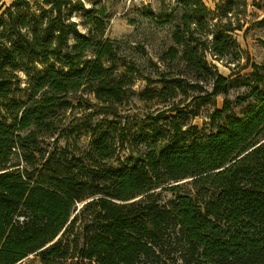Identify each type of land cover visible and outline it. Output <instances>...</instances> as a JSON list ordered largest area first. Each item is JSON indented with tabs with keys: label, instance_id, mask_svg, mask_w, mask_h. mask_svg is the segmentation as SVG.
<instances>
[{
	"label": "trees",
	"instance_id": "obj_1",
	"mask_svg": "<svg viewBox=\"0 0 264 264\" xmlns=\"http://www.w3.org/2000/svg\"><path fill=\"white\" fill-rule=\"evenodd\" d=\"M86 1L0 0V264L31 255L38 264H264V75L253 72L237 97L256 101L246 115L228 114L225 98L210 118L226 124L206 134L184 128L180 117L196 113L174 100L197 91L205 92L198 105H215L229 94L232 81L207 57L242 67L233 0L215 11L180 0L173 43L160 56L166 67L157 70L161 101L173 106L133 132L104 119L90 129L89 150H49L74 98L121 104L131 81L114 62L104 10ZM239 1L245 14L247 0ZM220 11L229 21H215ZM130 134L144 148L122 158ZM158 190L174 198L162 203Z\"/></svg>",
	"mask_w": 264,
	"mask_h": 264
},
{
	"label": "rangeland",
	"instance_id": "obj_2",
	"mask_svg": "<svg viewBox=\"0 0 264 264\" xmlns=\"http://www.w3.org/2000/svg\"><path fill=\"white\" fill-rule=\"evenodd\" d=\"M6 5L13 0H4ZM208 8L216 10V5L221 0H201ZM185 3V2H184ZM248 6L245 14L240 11V1L233 0L228 16L231 18L232 26L238 24L236 14L240 16L243 29L233 32L237 42L244 50L242 67H235L234 63H225L214 59L208 54V62L215 65L223 76L229 78L231 88L225 97H216V103L198 105L199 96L205 92L189 91L188 94L179 93L174 99L175 104L179 103L182 110L191 109L196 113H187L180 117L184 122V128L189 125L195 126L199 134H206L217 130L226 124V120L212 123L210 114L214 109H222L225 98L231 104V111L228 114L243 117L252 104L256 101L252 98L244 103H238L237 97L249 90L248 86L256 80L252 74L259 72L264 75V0H247ZM92 4L96 9L104 10L107 25L105 37L113 42L116 50L115 63L120 71H127L129 76V88L125 94L123 103H103L97 100L93 94L82 92L74 98V105L67 109L61 116L58 130L46 139L44 147L53 150L55 147H68L69 150H89L93 139L90 129L101 125L104 119L118 120L122 126L133 127L132 132L138 127L145 125L148 118H156L160 110L173 106L170 101L162 102V83L157 73L160 68L166 67L161 64L160 56L163 51L172 43V33L175 25L180 22L182 9L180 0H90L86 1L87 7ZM193 4L199 7V4ZM222 11L217 13L216 22L229 21L225 15L220 16ZM214 19V18H213ZM166 20V21H165ZM82 34H87L86 28L81 27ZM89 57L92 55L89 53ZM258 66V68L255 67ZM23 83L26 77L22 74ZM262 88L264 86H261ZM177 111H167L165 114L174 115ZM163 118V117H162ZM92 126V127H91ZM129 140L125 150H119L122 158L130 152L143 149L141 145L131 143ZM108 166L117 167V161L107 162ZM189 179L183 180L185 182ZM187 189L191 188L190 181L185 182ZM161 195V202L167 203L174 198V193L168 190H158ZM193 196L199 200L195 193ZM82 205V204H81ZM80 205V206H81ZM34 255L25 259L22 264H38ZM35 260V261H33Z\"/></svg>",
	"mask_w": 264,
	"mask_h": 264
}]
</instances>
